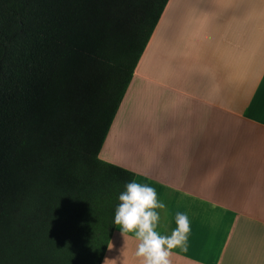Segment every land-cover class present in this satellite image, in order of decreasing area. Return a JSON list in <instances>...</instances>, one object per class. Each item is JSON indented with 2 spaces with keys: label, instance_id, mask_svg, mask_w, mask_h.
Returning <instances> with one entry per match:
<instances>
[{
  "label": "trees",
  "instance_id": "trees-1",
  "mask_svg": "<svg viewBox=\"0 0 264 264\" xmlns=\"http://www.w3.org/2000/svg\"><path fill=\"white\" fill-rule=\"evenodd\" d=\"M169 0H0V264H101L135 177L100 158Z\"/></svg>",
  "mask_w": 264,
  "mask_h": 264
},
{
  "label": "crops",
  "instance_id": "crops-1",
  "mask_svg": "<svg viewBox=\"0 0 264 264\" xmlns=\"http://www.w3.org/2000/svg\"><path fill=\"white\" fill-rule=\"evenodd\" d=\"M191 221L171 264H264V0H169L99 153ZM116 225L101 264H141Z\"/></svg>",
  "mask_w": 264,
  "mask_h": 264
},
{
  "label": "clouds",
  "instance_id": "clouds-1",
  "mask_svg": "<svg viewBox=\"0 0 264 264\" xmlns=\"http://www.w3.org/2000/svg\"><path fill=\"white\" fill-rule=\"evenodd\" d=\"M141 175L144 174L135 173V176ZM117 199L119 203L114 209L113 224L119 225L123 235L134 234L138 240L135 255L142 257L141 264H171L172 249L187 250L191 232L188 214L177 211L174 215L176 227L170 234L158 232V226L164 227L162 213H166L167 205L151 184L133 178L125 182L124 190L119 192ZM120 262L124 264L123 259Z\"/></svg>",
  "mask_w": 264,
  "mask_h": 264
}]
</instances>
